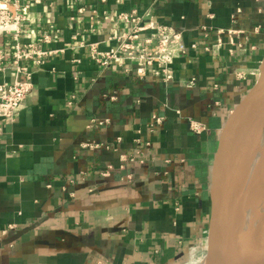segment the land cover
<instances>
[{
  "label": "crops",
  "instance_id": "crops-1",
  "mask_svg": "<svg viewBox=\"0 0 264 264\" xmlns=\"http://www.w3.org/2000/svg\"><path fill=\"white\" fill-rule=\"evenodd\" d=\"M16 1L28 4L22 42L54 26L46 47L57 52L16 120L0 122V264H178L208 247L225 129L264 57V0ZM133 8L182 30L172 78L91 58L89 42L114 46ZM11 45L0 28L8 56Z\"/></svg>",
  "mask_w": 264,
  "mask_h": 264
},
{
  "label": "built area",
  "instance_id": "built-area-1",
  "mask_svg": "<svg viewBox=\"0 0 264 264\" xmlns=\"http://www.w3.org/2000/svg\"><path fill=\"white\" fill-rule=\"evenodd\" d=\"M122 2V0H117ZM28 4L22 5L18 1L0 0V28L11 38L10 56L0 48V71L7 68L14 70L15 78L12 82H0V122H13L19 114L20 106L34 88V74L45 62L46 58L57 50L47 48L52 41L54 26L44 31L36 42L23 43L21 38L24 23L27 18L24 11ZM85 6H79L78 12L84 13ZM95 9L91 10L94 15ZM118 17L124 21L128 30L121 34L109 36L116 44L107 50H101L98 43L89 42L90 56L104 67H125L129 62H135V71L139 77L147 75L150 67H155V75L163 79L172 78L171 64L183 50L182 30L158 21L145 18L133 8L121 11ZM93 18V17H92ZM92 30L96 28L92 25ZM127 62V63H126ZM129 71V68H126ZM195 79L193 78L191 82ZM217 86V84H214ZM113 98L115 94L112 95ZM152 126L162 124L164 117L154 115ZM93 126L97 121L93 119ZM100 123L109 122V119ZM98 122V123H99ZM190 127L196 133H201L205 126L201 122L190 119ZM83 146L98 147V142L87 140ZM104 174H107L105 172Z\"/></svg>",
  "mask_w": 264,
  "mask_h": 264
},
{
  "label": "water",
  "instance_id": "water-1",
  "mask_svg": "<svg viewBox=\"0 0 264 264\" xmlns=\"http://www.w3.org/2000/svg\"><path fill=\"white\" fill-rule=\"evenodd\" d=\"M263 114L264 57L256 82L233 111L225 129L217 176L220 227L216 235L207 233L208 254L216 247L218 264H242L245 246L255 244L264 249V224L245 187L248 142Z\"/></svg>",
  "mask_w": 264,
  "mask_h": 264
},
{
  "label": "bare ground",
  "instance_id": "bare-ground-1",
  "mask_svg": "<svg viewBox=\"0 0 264 264\" xmlns=\"http://www.w3.org/2000/svg\"><path fill=\"white\" fill-rule=\"evenodd\" d=\"M259 120L260 118L254 124L248 142L245 165V187L247 191L250 192L255 212H257V215H260L261 221L264 224V166L262 159L255 154V129ZM215 248L216 247L206 256L203 252V254L199 256L197 264H208L210 258L212 259L211 264H218L219 254L218 249ZM193 250L197 251L195 248ZM255 250V246L254 249H250L246 246L244 247L242 251V264H264V249H259V252Z\"/></svg>",
  "mask_w": 264,
  "mask_h": 264
},
{
  "label": "rangeland",
  "instance_id": "rangeland-1",
  "mask_svg": "<svg viewBox=\"0 0 264 264\" xmlns=\"http://www.w3.org/2000/svg\"><path fill=\"white\" fill-rule=\"evenodd\" d=\"M255 140H256L255 154L258 155V157L262 159L263 166H264V114L260 117L259 123H257L256 125ZM205 237H206V240H208V236H205ZM254 245H251L249 248L254 249ZM195 249L197 251H194L192 249L190 256L189 255L184 256L182 259H180V262H178V264H197L199 256H201L203 252L205 253V256H206L209 250L208 247H205L202 249H200L199 247H195ZM255 249H256L255 251L259 252V249L258 247H256V245H255ZM211 262H212V259L210 258V260L208 261V264H211Z\"/></svg>",
  "mask_w": 264,
  "mask_h": 264
}]
</instances>
